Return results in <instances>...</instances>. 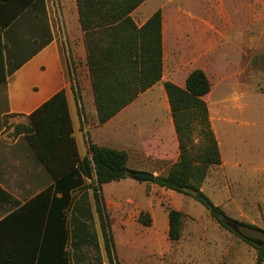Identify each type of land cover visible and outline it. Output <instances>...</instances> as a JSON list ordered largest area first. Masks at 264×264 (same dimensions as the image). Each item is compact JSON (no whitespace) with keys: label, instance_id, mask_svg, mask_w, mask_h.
Wrapping results in <instances>:
<instances>
[{"label":"rangeland","instance_id":"rangeland-1","mask_svg":"<svg viewBox=\"0 0 264 264\" xmlns=\"http://www.w3.org/2000/svg\"><path fill=\"white\" fill-rule=\"evenodd\" d=\"M157 7L165 32V77L182 85L200 67L211 83L204 99L221 162L208 168L201 189L229 217L264 230V0H147L141 10ZM14 124L8 134L15 133ZM157 160L146 168L162 170ZM100 188L118 264H256L257 245L223 227L190 195L131 177ZM89 190L82 199L91 208ZM168 207L183 213L177 240L167 235ZM141 211L149 225L137 221ZM85 221L94 237L90 264L102 258L107 264L98 216Z\"/></svg>","mask_w":264,"mask_h":264},{"label":"trees","instance_id":"trees-1","mask_svg":"<svg viewBox=\"0 0 264 264\" xmlns=\"http://www.w3.org/2000/svg\"><path fill=\"white\" fill-rule=\"evenodd\" d=\"M143 1L75 0L81 28L86 36V64L98 123L109 119L162 76L161 9H156L139 27L130 16V12ZM38 2L43 7V0ZM31 8H36V0H0V30L24 9ZM94 27H97V36L101 41L87 40ZM4 46L0 39L1 50ZM35 51L36 49L33 52ZM2 75L4 79V71ZM163 86L179 154L163 173L154 176L152 182L192 196L219 224L233 230L224 221L231 217L201 189L208 168L221 162L218 141L204 99L210 91V80L202 68L195 67L188 72L183 85L165 80ZM72 131L64 88L26 115L25 123L14 124V134H24L54 179L51 185L42 189L24 205L25 210H36V236L39 237L42 232L35 264H71L70 253L66 248L68 238L70 234L76 237L82 228L88 230V224L84 221L91 217L90 213L83 215L84 208L90 211L83 203L85 192L80 195L76 204L72 203L78 192L80 194L87 188L92 189L93 207L100 221L107 264H118L112 251V239L104 215L100 187L102 183L127 177L126 172L130 170L127 153L89 141L87 153L80 156ZM84 200L87 201L86 198ZM182 217L180 210L167 208V235L170 240L179 239ZM136 219L142 225L150 224V217L146 212L141 211ZM93 240L94 237H91V245ZM96 246L98 247L97 243ZM256 248V264H260L264 259V244L257 245ZM74 259L78 263V258Z\"/></svg>","mask_w":264,"mask_h":264},{"label":"crops","instance_id":"crops-1","mask_svg":"<svg viewBox=\"0 0 264 264\" xmlns=\"http://www.w3.org/2000/svg\"><path fill=\"white\" fill-rule=\"evenodd\" d=\"M146 1L130 12L137 27L158 8L141 10ZM71 2L67 5L63 0H43L42 7L36 0V8L24 9L0 30L1 42L5 44L2 50L0 47V264H35L42 232L36 236V210H25L24 205L54 182L24 134H8L6 128L11 121L26 120V115L59 89H65L72 134L80 156L87 153L91 141L126 151L130 169L148 171L155 176L169 167L179 154L163 86V82L168 80L165 77L163 19L161 78L139 92L109 119L98 123L86 64L85 31L81 28L75 0ZM98 33L94 27L87 40L101 41ZM15 65L18 66L14 68ZM171 156L175 158L168 163ZM152 160H160L158 163L162 170L147 169L145 165ZM89 189L78 192L72 205ZM89 200L91 211L84 208L83 215L96 213L91 196ZM93 229L98 240L97 226ZM90 232L91 228H82L76 237L70 234L66 248L71 264H74V258H78L79 264L93 261L95 253L89 243ZM87 249L92 250V257L87 254ZM97 264H106V261L102 258Z\"/></svg>","mask_w":264,"mask_h":264},{"label":"water","instance_id":"water-1","mask_svg":"<svg viewBox=\"0 0 264 264\" xmlns=\"http://www.w3.org/2000/svg\"><path fill=\"white\" fill-rule=\"evenodd\" d=\"M126 174L127 176L139 181L152 182L154 180V174L148 171L130 169L126 172ZM224 221L227 222L230 227L242 238L253 242L256 245L264 244V230L231 218L224 219Z\"/></svg>","mask_w":264,"mask_h":264}]
</instances>
